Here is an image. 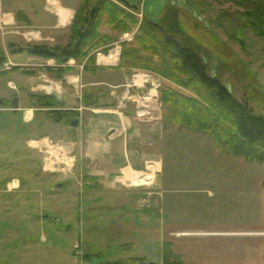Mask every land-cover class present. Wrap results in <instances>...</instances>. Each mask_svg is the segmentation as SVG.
<instances>
[{
    "label": "rangeland",
    "instance_id": "obj_1",
    "mask_svg": "<svg viewBox=\"0 0 264 264\" xmlns=\"http://www.w3.org/2000/svg\"><path fill=\"white\" fill-rule=\"evenodd\" d=\"M126 1L139 7L129 12L139 18L144 12L154 22L175 3L179 39L188 38L185 44L197 50L209 73L264 116V38L246 30L240 44L233 40L217 20L220 9H233L231 3ZM136 32L133 27L123 40L132 41ZM9 80L17 83L16 76L0 78L8 97L15 92ZM0 122V185L13 177L21 183L19 189L0 192V264H99L128 257L162 264L167 243L186 264H207L223 252L229 264H264V165L219 154L207 133L166 126L160 187L152 182L153 188L124 194L82 189L78 169L62 180L70 160L59 151L43 161L59 173L42 171L41 156L26 147V139L51 133L54 120L48 113L26 124L20 113L1 111ZM221 230L233 233H212ZM95 252L103 257L82 258Z\"/></svg>",
    "mask_w": 264,
    "mask_h": 264
},
{
    "label": "crops",
    "instance_id": "obj_2",
    "mask_svg": "<svg viewBox=\"0 0 264 264\" xmlns=\"http://www.w3.org/2000/svg\"><path fill=\"white\" fill-rule=\"evenodd\" d=\"M79 3L80 0H0V57L4 58L0 78L16 76L17 79L15 84L8 81L15 91L9 97L5 89H0V112L20 113L24 123L33 124L38 113L53 115L50 109L36 105L30 94L52 95L61 103L54 109L72 111L75 114L72 119H77L78 124L72 126L65 119L56 121L53 116L51 133L26 139V147L41 156L42 171L59 173L43 165L45 158L59 151L70 160L69 165L66 162L69 173L62 174V180H69L78 169L82 189H114L128 194L153 188L150 183L158 185L159 174L164 169L161 147L166 126L162 122L159 88L165 80L145 70L133 69L128 74L119 68V41L112 43L107 51L96 50L94 65L87 68L86 58L81 62L70 58L58 64L54 58L28 53L27 44H67L69 25ZM18 12H21L19 19ZM126 35L122 34L120 41ZM84 97L91 99V104H85ZM2 100L10 103L3 105ZM86 176L95 178L93 185H84L82 178ZM19 188L20 180L13 177L0 185V192L5 194ZM212 233L227 237L233 232ZM223 253L209 259L207 264H229L225 261L228 254ZM183 261L186 264L184 258Z\"/></svg>",
    "mask_w": 264,
    "mask_h": 264
},
{
    "label": "trees",
    "instance_id": "obj_3",
    "mask_svg": "<svg viewBox=\"0 0 264 264\" xmlns=\"http://www.w3.org/2000/svg\"><path fill=\"white\" fill-rule=\"evenodd\" d=\"M220 5L231 3L233 9H220L218 22L227 27L237 43L246 30L264 38V0H215ZM128 10L139 11L123 0H80L69 25L70 38L65 45L27 44L28 53L54 58L64 64L70 58L84 67L94 65V52L107 51L120 36L137 27L132 41H121L119 68L128 74L141 69L162 77L166 84L159 88V102L164 126H177L190 132L207 133L219 154L242 157L264 165V116L255 114L238 100L217 75H211L208 64L197 50L179 39V11L173 5L165 9L160 21L154 22L144 12L139 18ZM17 18L21 16L18 12ZM155 23L161 24L180 45L167 41ZM107 28L108 31H104ZM178 38V39H177ZM183 38V37H182ZM189 41V40H188ZM188 44V43H187ZM4 61L0 57V64ZM61 71V68L59 69ZM30 72V71H27ZM39 107L50 109L56 121L75 117L72 111L54 109L61 103L52 95L30 94ZM4 101V100H2ZM9 100L2 102L8 105ZM85 104L91 99L84 97ZM85 186L93 185L92 177H83ZM102 252L84 255L85 261L102 258ZM99 264H146L145 257L119 258ZM162 264H184L182 256L169 243L165 244Z\"/></svg>",
    "mask_w": 264,
    "mask_h": 264
},
{
    "label": "water",
    "instance_id": "obj_4",
    "mask_svg": "<svg viewBox=\"0 0 264 264\" xmlns=\"http://www.w3.org/2000/svg\"><path fill=\"white\" fill-rule=\"evenodd\" d=\"M125 3L129 4V2H127L126 0H123ZM131 7L133 8H136L135 5H131ZM156 27L161 31L163 37L165 38V40L167 41H173L176 43V45H180V42L176 40V38L172 35V34H169L166 29L161 25V24H158V23H155ZM71 125L72 126H76L78 124V120L77 119H72L71 120Z\"/></svg>",
    "mask_w": 264,
    "mask_h": 264
},
{
    "label": "built area",
    "instance_id": "obj_5",
    "mask_svg": "<svg viewBox=\"0 0 264 264\" xmlns=\"http://www.w3.org/2000/svg\"><path fill=\"white\" fill-rule=\"evenodd\" d=\"M50 144H51V146H53V143L52 142H50Z\"/></svg>",
    "mask_w": 264,
    "mask_h": 264
},
{
    "label": "flooded vegetation",
    "instance_id": "obj_6",
    "mask_svg": "<svg viewBox=\"0 0 264 264\" xmlns=\"http://www.w3.org/2000/svg\"><path fill=\"white\" fill-rule=\"evenodd\" d=\"M82 258H83V256H82Z\"/></svg>",
    "mask_w": 264,
    "mask_h": 264
},
{
    "label": "bare ground",
    "instance_id": "obj_7",
    "mask_svg": "<svg viewBox=\"0 0 264 264\" xmlns=\"http://www.w3.org/2000/svg\"><path fill=\"white\" fill-rule=\"evenodd\" d=\"M139 183V182H138Z\"/></svg>",
    "mask_w": 264,
    "mask_h": 264
}]
</instances>
